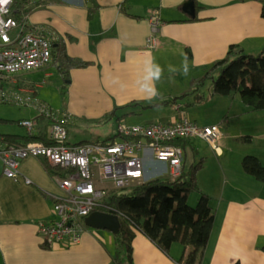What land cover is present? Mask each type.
<instances>
[{
    "label": "crops",
    "instance_id": "1",
    "mask_svg": "<svg viewBox=\"0 0 264 264\" xmlns=\"http://www.w3.org/2000/svg\"><path fill=\"white\" fill-rule=\"evenodd\" d=\"M189 1L44 0L38 5L26 18L28 27L43 28L52 37L53 46L64 44L70 56L91 63L70 71L64 110L70 115L69 121L79 114L104 117L115 107L135 100L143 103L131 107L137 114L147 109L146 104L177 96L195 78H190L191 73L196 72V77L203 75L216 60L226 56L231 44H239L251 54L263 49L264 17L260 0H194V14L186 7ZM154 11L162 22L156 34L157 44L151 48L148 39ZM187 50L192 52L191 57L187 56ZM185 56L193 71L187 75V82L181 73L168 72V65L179 67ZM150 58L164 68L163 77L156 85L161 95L151 101L143 97L136 83ZM35 71L44 72L46 78L57 75L62 82L54 58L47 66L24 73L32 76ZM178 75L183 78V87L173 78ZM38 80L32 76L26 80L30 85L16 88L23 95L38 99L40 96L44 100L47 96L41 95L44 93L41 90L46 86ZM237 97L238 94H233L224 98L234 111H229L230 116L226 115L219 123L224 131L219 140L223 139V145L217 143L218 154H225V147L229 148V140L233 138L235 144L230 151L239 158L238 165L225 163L226 177V171L230 175L244 171L242 159L248 154L259 157L264 164V110H250ZM122 110V115L129 112L128 108ZM161 113L168 118L163 122L171 121L176 115L172 111L165 114L160 110ZM36 117L33 114L32 118ZM161 117L157 121H162ZM23 118L17 120L19 125ZM11 134L24 136L27 132ZM48 164L44 158H25L20 171L31 178L32 183L28 184L24 178L6 176L0 158V264H110L115 248V234L110 230L88 226L81 241L72 245L49 246L40 236L39 222L58 218L53 198L62 194ZM155 164L163 169H156L155 175L147 169L149 178L164 171L163 163ZM254 178L249 183L232 181L228 195L222 197L216 208L213 206L215 224L203 264L237 261L264 264V181ZM133 247L132 264H184L181 258L188 251V247L177 242L167 253L139 229L135 230Z\"/></svg>",
    "mask_w": 264,
    "mask_h": 264
},
{
    "label": "built area",
    "instance_id": "2",
    "mask_svg": "<svg viewBox=\"0 0 264 264\" xmlns=\"http://www.w3.org/2000/svg\"><path fill=\"white\" fill-rule=\"evenodd\" d=\"M15 0H0V102L33 105L38 117L23 118L20 125L27 134H36L40 118L52 122L48 129V142L42 140L17 144L0 139V158L6 176L16 180L23 176L21 162L28 157L46 159L52 166L62 169L55 174L62 194L55 195L54 210L58 218L39 222V234L49 246L79 243L87 230L86 217L102 210L106 199L114 191L146 182L151 162L164 164L171 177L183 173L185 150L174 144L177 139L193 141L199 137L218 149L223 135L220 124L201 125L191 119L184 105L176 103V115L171 121H154L147 124H119L120 135L113 143L68 141L67 122L70 115L57 113L35 96H26L16 88L20 73L47 66L53 58V39L43 28H31L11 15ZM157 11L150 17L151 34L148 46L157 44L156 34L161 25ZM3 142V143H1ZM103 211V210H102Z\"/></svg>",
    "mask_w": 264,
    "mask_h": 264
},
{
    "label": "trees",
    "instance_id": "3",
    "mask_svg": "<svg viewBox=\"0 0 264 264\" xmlns=\"http://www.w3.org/2000/svg\"><path fill=\"white\" fill-rule=\"evenodd\" d=\"M43 1L15 0L11 15L19 22L26 24L27 16ZM261 1L264 17V0ZM53 55L62 74L63 92L67 94L71 69L86 67L91 63L70 56L65 51L64 44L61 43L53 46ZM187 56H192L190 50H187ZM207 80H210L209 89L212 96L240 94L250 110H264V47L258 54H251L239 44H231L224 58L216 60L203 75L191 80V90H201ZM188 94L189 92H186L154 104H146L144 107L174 106ZM136 105H143V103L135 100L125 106L115 107L107 114V117L117 115L119 109ZM130 113L135 112L129 111L123 116ZM0 120L8 121V119ZM40 122L41 126L36 134L21 136L0 133V139L17 144L36 140L48 142V129L52 121L41 117ZM119 137L120 135L116 133V135L96 142L113 143ZM173 143L183 146L185 159L187 147L197 151L191 140L177 139ZM204 160L205 158H201L199 162L192 163L189 170L184 160L183 173L177 177L170 175L154 177L130 188L114 190L108 196L106 206L102 210L117 214L121 220V229L115 234V248L110 264H132L133 239L136 229L145 233L167 253H170L172 245L177 242L188 247L187 253L181 258L182 263L203 264L208 238L213 231L216 218L211 195L203 191L198 184V171L204 166ZM242 167L247 173L264 181V164L259 157L252 154L244 156ZM47 168L54 175L63 173L62 169L57 166L48 164ZM196 191L199 193V198L196 205L192 206L189 198ZM262 250L264 251V245ZM234 264L243 263L237 261Z\"/></svg>",
    "mask_w": 264,
    "mask_h": 264
},
{
    "label": "rangeland",
    "instance_id": "4",
    "mask_svg": "<svg viewBox=\"0 0 264 264\" xmlns=\"http://www.w3.org/2000/svg\"><path fill=\"white\" fill-rule=\"evenodd\" d=\"M259 51L255 52V54H258ZM23 73L24 72L20 73L19 83L21 86H26L28 84L26 80L28 81L32 76L33 78L39 79L38 81L41 83L43 81L46 88L41 90L42 92L44 91L41 95L45 94L47 97L43 100L39 96V99L52 108L57 113L58 117L62 119L67 103L66 93H64L62 89L63 82L58 79L57 75L55 77L46 78L42 71L32 72V76L31 74L24 73V75ZM55 73L57 74V71ZM190 75L191 78L196 77L197 74L196 72H193ZM182 76H173V78L183 87ZM183 77L186 79L184 81L187 82V76ZM209 87L210 80H207L201 87V90L193 91L188 82V84L184 86V90L178 91V94L180 95L189 92V94L181 98L179 102L184 105L183 107H185V111L190 118L196 119L203 125L219 124L226 115L230 116L229 111H234L230 104H226V99H224L226 96H212ZM238 96L237 100L241 98L240 94H238ZM128 110L131 111L132 108H128ZM160 110L164 111L165 114H168L171 111L176 112L172 106L166 105L163 107L141 109L137 114L130 113L125 116L122 115L124 111L121 109L118 115H122L123 117L115 115L109 118L106 114L104 117L90 118L86 115L79 114L78 117L71 118L67 123L68 141L71 143H78L81 141H98L107 139L118 133L119 124H147L157 121V119L162 116V113L159 115ZM37 111L38 110L33 105H24L16 102H0V119H8V121L0 120V133H26L25 127L19 125L17 120L23 117L32 118L33 114L38 115ZM167 119L168 118H166L165 115L161 117L162 121H166ZM222 127L224 131V126L222 125ZM193 141L197 151L195 152L191 147L186 148V168L189 170L192 163L199 162L201 158H205L204 166L198 171L197 179L199 187L209 192L211 195L212 204L215 208L221 202L222 197L228 195L232 186V181L249 183L251 180H255V178L252 177V175L250 176L244 169V171H240L239 175H230V171H226V177L223 171L225 163L234 166V164L238 165L239 161V158H235V154L230 151L235 144L233 138L229 140V148L225 147V154L221 156L218 154V149L213 148L206 140L195 137L193 138ZM222 142L223 139L218 141V144L223 145ZM155 163L157 162L153 161L150 164L149 170L152 172L151 175H155L157 172L156 169H163L160 165ZM232 173H234V171H232ZM160 176H169L168 170H166V172L163 171ZM198 198L199 193L197 191L193 192L189 198V203L192 206H195Z\"/></svg>",
    "mask_w": 264,
    "mask_h": 264
},
{
    "label": "clouds",
    "instance_id": "5",
    "mask_svg": "<svg viewBox=\"0 0 264 264\" xmlns=\"http://www.w3.org/2000/svg\"><path fill=\"white\" fill-rule=\"evenodd\" d=\"M190 71L191 69L186 56L183 58L179 67L171 64L168 65V72L171 74L181 73L187 76ZM163 74L164 68L156 63L154 58H150L145 62L143 74L136 81L138 89L145 99L151 101L160 97L161 94L156 85L162 79Z\"/></svg>",
    "mask_w": 264,
    "mask_h": 264
},
{
    "label": "water",
    "instance_id": "6",
    "mask_svg": "<svg viewBox=\"0 0 264 264\" xmlns=\"http://www.w3.org/2000/svg\"><path fill=\"white\" fill-rule=\"evenodd\" d=\"M191 13H195L194 0H190L186 4ZM86 224L93 228H103L117 234L121 229V220L117 214L97 210L88 215L85 219Z\"/></svg>",
    "mask_w": 264,
    "mask_h": 264
}]
</instances>
